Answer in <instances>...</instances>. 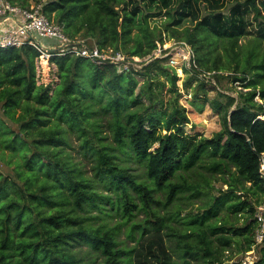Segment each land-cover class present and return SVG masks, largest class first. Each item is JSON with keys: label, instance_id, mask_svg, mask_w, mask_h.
I'll list each match as a JSON object with an SVG mask.
<instances>
[{"label": "trees", "instance_id": "1", "mask_svg": "<svg viewBox=\"0 0 264 264\" xmlns=\"http://www.w3.org/2000/svg\"><path fill=\"white\" fill-rule=\"evenodd\" d=\"M8 1L41 4L65 36L99 49L145 58L167 36L193 57L180 88L169 64L180 49L128 71L56 56L50 86L37 83L34 48L0 49V264H242L264 203V0H200L192 26L189 0L178 15L171 0ZM207 75L237 83V97L215 87L208 97ZM181 89L218 117L211 138L186 132ZM204 170L227 176L226 190L213 194ZM195 197L200 211L183 214L178 202ZM253 264H264V244Z\"/></svg>", "mask_w": 264, "mask_h": 264}, {"label": "built area", "instance_id": "2", "mask_svg": "<svg viewBox=\"0 0 264 264\" xmlns=\"http://www.w3.org/2000/svg\"><path fill=\"white\" fill-rule=\"evenodd\" d=\"M42 6L31 5L28 8H21L12 5L8 0H0V49L20 48L30 46L34 48L39 57L36 61L37 83L40 82L42 74L49 75L50 72L55 74V67L50 62L52 57L70 55L90 60L95 65H114L123 71L129 68L139 69L150 61L161 58L155 56L158 49L162 50L163 46L157 44L156 50L146 60H140L138 57H127L120 51L112 48L99 49L95 45H87L84 40H71L62 31V28L53 21L48 20L41 12ZM51 40L54 43L43 45L35 37ZM174 48H168L170 52L180 49L184 52L182 61L190 66L192 51L183 43H174ZM168 49L162 50L166 51ZM160 53V55H161ZM164 57L167 56V54ZM162 57V58H164ZM135 64H138L136 66ZM56 77V76H55ZM54 80V77L53 79ZM259 175L264 180V153L259 156ZM253 220L256 224L254 232V244L252 249L242 258V264H253L255 260V249L264 244V203L255 207Z\"/></svg>", "mask_w": 264, "mask_h": 264}, {"label": "rangeland", "instance_id": "3", "mask_svg": "<svg viewBox=\"0 0 264 264\" xmlns=\"http://www.w3.org/2000/svg\"><path fill=\"white\" fill-rule=\"evenodd\" d=\"M183 1V0H181ZM190 3L193 5V12L194 15L193 16H188V17H184L187 14V11L183 14L182 19L187 20V25L186 26H192L193 24H191V22L195 23L196 20H199L201 18V16L204 13L203 10V5L204 2L200 1L195 5L194 4V0H189ZM179 2L178 0H171V4H170V8L175 9L177 8V11L175 12L176 15H178L179 13H181V9L178 7ZM155 12V11H154ZM166 19L165 16V11H163V13H161L160 15H158L157 17H153L150 18V25L151 26H159L161 25V23ZM191 21V22H190ZM34 37L43 45H47L50 43H54L51 40H47V39H42L37 37L36 35H34ZM248 39H241L240 44H245L247 42ZM174 43H176L173 39L168 40V37L166 36L165 38V43L162 45L163 48L162 50L168 49V48H174ZM159 49V45H158V49L156 50V52L154 53L155 56H161L164 57L165 55H163L161 53V51ZM218 51L222 52L221 50V46H219ZM161 53V55H160ZM139 62H141L140 60H146L147 57L145 58H138ZM169 64L175 69L177 75L180 78V82L178 83V86L181 88V83H183V81L187 78V74L184 73V69H190V66L187 63H184V61H171L169 62ZM136 66H138V64H135ZM140 69V66L137 67ZM227 75V74H226ZM54 77V80H52ZM40 82L44 85H50L53 86V83L56 81V77L55 74H53V72H50L49 75H44L42 74L40 76ZM209 84H207V90H208V97L213 98L215 96V92L213 91L212 87H215L217 90H219L221 93L225 94V95H229L231 97L236 98L237 94L236 92L241 89V87H239L237 85V83H232L230 80L224 79L221 80L220 83H217L213 78H211V76H206V80ZM195 83H192V86H194ZM182 96L179 100L180 104L182 106H184L187 110V116L189 118L190 121V125H187L188 128L192 129H186L187 133H192L197 135L198 137L202 136L205 138H211L213 136L214 133H216L217 131H219L220 129V124H219V120L218 117L214 114V112H212V110L209 108L208 105H204L202 107V109H198L196 108L194 105H191L190 100H191V90H189L188 92H184L182 89L180 90ZM77 144V143H76ZM73 155H74V151H73ZM136 167V166H135ZM201 172V170H200ZM205 175L208 177V179H211V186H213V188H215V192H212L213 194H215L217 196V190L220 189V187H222V191L226 190V186L223 185L222 186V181L223 178L227 176H224V174H211L210 172H208L207 170H204ZM141 178V177H140ZM142 179V178H141ZM194 180L196 181L195 183L199 182L202 185H205L203 183L202 177L196 175L194 177ZM159 198H162L163 196L161 195V193H157ZM162 203H164V199H161ZM251 201H254L253 199ZM179 204V210L183 213L186 214L188 212H198L200 211L199 209L202 207V199L201 197H195L192 198L191 200H181L180 202H178ZM160 210H161V214H164L167 212V210L169 209H164L162 205H159ZM177 208H172L171 210L169 209L168 211L174 213V211ZM144 215H138L135 220L136 221H142V219L144 218ZM117 222V219H111L109 224H115ZM241 223V221L239 222ZM119 240L123 241V245L126 247H132L134 246V242H132L129 238L126 237V230L123 229L120 236H119ZM83 250H87L85 247L83 248ZM242 257H240V255H235L234 256V261H239L241 260Z\"/></svg>", "mask_w": 264, "mask_h": 264}]
</instances>
